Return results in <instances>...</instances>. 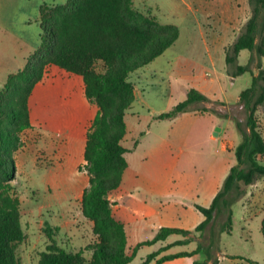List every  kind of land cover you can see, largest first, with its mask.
Masks as SVG:
<instances>
[{
	"label": "crops",
	"instance_id": "obj_1",
	"mask_svg": "<svg viewBox=\"0 0 264 264\" xmlns=\"http://www.w3.org/2000/svg\"><path fill=\"white\" fill-rule=\"evenodd\" d=\"M66 1L0 0V70L7 73L6 80L0 81V90L8 77L21 70L26 59L39 47L40 7L63 5ZM242 1V4L237 0L222 4L215 10L217 18L210 20L206 16L213 9L211 3L208 0H193L194 4L207 9L203 10L204 15L196 12V16H201L198 19L201 42L197 51L203 52L205 58L194 61L193 56L183 57L171 50L173 44L161 56L132 74L135 76V82H132L134 101L125 114L127 131L121 141V145L128 151L125 154L127 168L119 188L108 195L113 217L124 226L128 255L136 245L152 239L161 228L193 231L204 221L196 206L208 208L211 205L230 168L234 166V149L240 142V135L236 131L235 137L227 136L226 129L235 121V113L244 110L239 100L242 89L234 90V87L245 74L236 78L227 74L225 50L235 41L242 25L250 17L247 0ZM186 10L189 8L186 7ZM263 60L264 57V65ZM238 64L242 65L239 57ZM153 81H159V86L167 83L164 90L168 91L170 98L175 97L164 112L155 110L154 98L142 95L146 93L147 87L150 90L155 87ZM67 82L71 89H77L78 100L84 106L85 114L78 134L65 133L61 130L64 126H52L54 121L57 120L58 123L62 116H67L63 103V107L57 112L59 115L47 112L42 106L44 98L49 92H53L54 86L58 88ZM190 89L196 90L207 101L190 105L173 119L156 118L184 101ZM138 93L141 95L139 104ZM28 108L30 127L21 134L23 148L17 154L23 151L30 140L43 142L48 156L55 161L48 170L50 181L55 184L67 183L78 189L73 205L80 206L82 194L89 184V177L82 170L86 164L84 152L87 133L98 114L97 107L84 96L82 78L57 66L47 67L29 97ZM216 128L220 129L217 134ZM46 135L52 137L48 139L51 143L44 142ZM262 136L264 138V134ZM15 169L17 174L16 164ZM236 213L244 222L264 214V177L248 186L245 196L232 206V221ZM79 214L85 220L80 211ZM219 217L207 227L205 233L207 230L209 234L212 233ZM263 219L264 217L261 218L260 233ZM85 221L91 230L92 223ZM60 227L61 232L66 234L64 226ZM24 236L26 240L25 231ZM178 236L171 235L164 242L141 247L132 262L142 251H145V256L139 258L138 264L159 248L184 239ZM34 237L43 238L41 235ZM201 239L193 241L200 243ZM193 241L173 246L157 259L191 253L196 247H187L192 246ZM27 243L29 248L28 239ZM171 250L175 252L166 254ZM234 257L242 258L241 261L256 262L253 258L240 255ZM226 260V255L217 258L218 263ZM195 261L197 254L162 264H193ZM245 264L249 263L245 261Z\"/></svg>",
	"mask_w": 264,
	"mask_h": 264
},
{
	"label": "trees",
	"instance_id": "obj_2",
	"mask_svg": "<svg viewBox=\"0 0 264 264\" xmlns=\"http://www.w3.org/2000/svg\"><path fill=\"white\" fill-rule=\"evenodd\" d=\"M248 2L250 17L225 50L227 74L232 78L244 74L251 77L250 86L239 94L246 120L245 128L236 123L240 135L234 149L236 164L230 168L211 205L196 206L204 221L193 231L161 228L152 239L136 245L130 255L124 226L113 217L108 200V195L119 188L127 168L128 151L121 141L127 131L125 114L134 101L133 85L128 78L170 48L179 37V29L141 14L135 9L134 0H67L63 5L40 7L39 47L0 90V264H19L16 248L25 236L19 203L8 195V183L15 179L14 154L23 148L20 135L30 127L29 97L46 68L52 65L81 77L85 98L98 109L87 133L84 170L89 184L79 204L82 217L92 223L95 243L84 248L91 251L87 261L81 249L66 251L51 244L38 254L37 264H129L138 249L164 242L171 235L184 239L159 248L140 264H162L200 252L205 254V260L193 264H206L211 259L214 235L207 245L200 242L191 253L157 257L173 246L203 238L218 216H225L219 234L230 231L232 206L245 196L248 186L264 177V163L260 161L264 157V138L258 118L259 110L264 109V0ZM242 51L249 53L245 65L238 64ZM96 62L103 63L104 73L95 71ZM206 101L203 95L190 89L184 101L156 118L173 119L190 105ZM261 233L264 240V219ZM238 258L242 259L233 257Z\"/></svg>",
	"mask_w": 264,
	"mask_h": 264
},
{
	"label": "rangeland",
	"instance_id": "obj_3",
	"mask_svg": "<svg viewBox=\"0 0 264 264\" xmlns=\"http://www.w3.org/2000/svg\"><path fill=\"white\" fill-rule=\"evenodd\" d=\"M208 1L211 3L210 6L213 9L210 10V13L206 17L213 20L217 18L214 14L215 10L219 9L222 4L230 3L232 0ZM237 2L242 4L243 1L237 0ZM246 2L249 6L248 0ZM134 7L141 14L154 17L159 24H171L178 27L180 36L172 46V51L183 57L193 56L194 61L205 58L203 52L197 51L201 42L200 21L198 20L201 16H196V12L199 15H204L203 10H207L205 7L194 4L193 0H134ZM186 7L189 8L188 11ZM248 58L249 53L242 51L239 55V63L245 65ZM262 67L264 69L263 64ZM94 69L97 73L102 74L105 72L102 62H96ZM6 74L4 70H0V81L4 82L6 80ZM134 77L132 74L129 76L128 80L130 83L135 82ZM153 82H155V87L152 90L147 87L146 93L142 95L154 98L156 101L154 105L155 110H163L162 112H164L168 109V103L171 100H175V97L170 98L168 91L164 90L167 83L164 85L160 84L159 86V81ZM250 82V75L245 74L240 81L236 82L234 90L238 88L244 90L250 86ZM74 86L76 87V85ZM71 88L68 82L66 85H61L58 88L54 86L53 92H49L44 98L42 106L46 108L47 112L57 113L63 107L61 104L63 103L67 116H62L58 120V123L57 120L54 121L52 126H64L65 128L61 130L65 133L78 134L85 111L84 106L78 100L77 89L73 88V90ZM137 98L139 104L141 100L139 93L137 94ZM235 115V121L230 123L227 129L225 128L227 136L230 137H235L236 135V123L245 128V111L242 109L237 111ZM258 118L260 131L264 134V109L259 110ZM49 138L52 139V137L46 135L43 138L44 142L51 143L48 140ZM14 162L17 174H15V179L8 183V195L12 199L18 200L21 226L27 235V239L30 241L29 248L27 247V239H24L16 248V257L19 264H37L38 255L36 256V253L45 251L51 244L59 247L62 246L68 251H77L80 248L93 245L95 238L90 234L91 230L87 222L80 218L79 206L73 205V200L78 189L67 183L55 184L50 181L48 170L55 161H52L48 156L46 145H43L41 141L34 142L30 140L23 151L14 154ZM235 164L236 159L233 162V165ZM262 217H264V214L252 218L249 222H244L242 217L236 213L230 231L219 234L225 222V216H220L214 223L212 233L209 234L207 230L204 237L200 240L201 243L207 245L212 235L215 236L214 243L212 244L211 259L206 264H245L246 260L233 259L234 255L253 258L258 264H264V243L260 233ZM61 225L64 226L63 229L68 234L61 232ZM39 233H43V235ZM36 235H41L43 238L36 239L34 237ZM181 237V235L178 236V238ZM197 246L198 243L193 241L192 246L187 248H197ZM214 250L219 252L215 253ZM81 251L83 252L84 261L89 260L91 251H86L85 249H81ZM172 252L175 251L171 250L166 254H171ZM144 253L145 251L139 253L134 261H131L129 264H138L139 258L145 256ZM222 255H226L227 260L218 263L217 258L219 256L222 257ZM204 259V253L200 252L197 254L196 262H202Z\"/></svg>",
	"mask_w": 264,
	"mask_h": 264
},
{
	"label": "built area",
	"instance_id": "obj_4",
	"mask_svg": "<svg viewBox=\"0 0 264 264\" xmlns=\"http://www.w3.org/2000/svg\"><path fill=\"white\" fill-rule=\"evenodd\" d=\"M260 161L264 162V157H261V158H260ZM84 167H85V166H84ZM84 167H83L82 170H84Z\"/></svg>",
	"mask_w": 264,
	"mask_h": 264
},
{
	"label": "water",
	"instance_id": "obj_5",
	"mask_svg": "<svg viewBox=\"0 0 264 264\" xmlns=\"http://www.w3.org/2000/svg\"><path fill=\"white\" fill-rule=\"evenodd\" d=\"M219 130H220L219 128H216V129H215V131H216V133H215V134H217V132H218Z\"/></svg>",
	"mask_w": 264,
	"mask_h": 264
}]
</instances>
